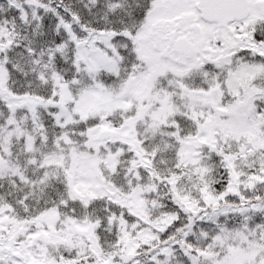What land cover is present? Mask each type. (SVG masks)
Here are the masks:
<instances>
[{
  "label": "snow or ice",
  "instance_id": "6c2138e0",
  "mask_svg": "<svg viewBox=\"0 0 264 264\" xmlns=\"http://www.w3.org/2000/svg\"><path fill=\"white\" fill-rule=\"evenodd\" d=\"M0 264H264V0H0Z\"/></svg>",
  "mask_w": 264,
  "mask_h": 264
}]
</instances>
